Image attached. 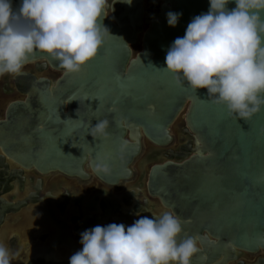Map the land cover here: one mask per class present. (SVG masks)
Here are the masks:
<instances>
[{"label": "water", "instance_id": "1", "mask_svg": "<svg viewBox=\"0 0 264 264\" xmlns=\"http://www.w3.org/2000/svg\"><path fill=\"white\" fill-rule=\"evenodd\" d=\"M18 3L12 0L14 8ZM207 8L208 0L117 2L102 21L111 35L79 72L66 74L37 53L25 66L43 63L42 71L59 73L44 78L39 67L24 66L21 75H4L14 83L0 102V217L25 206L27 199L13 202L10 193L34 172L93 176L114 185L135 168L134 182L145 185L165 211L188 221L178 239L199 237L190 264H226L241 251L264 247V104L238 120L206 100L204 89L194 93L161 68L173 39ZM168 11L181 14L175 26L166 24ZM103 118L109 135L94 140L89 123ZM105 156L108 169L94 164ZM36 177L28 194L34 203L42 199ZM101 202L96 211L106 219L122 213L109 197ZM86 218L75 226L78 235L98 225V217ZM31 263L54 264L44 254Z\"/></svg>", "mask_w": 264, "mask_h": 264}, {"label": "clouds", "instance_id": "2", "mask_svg": "<svg viewBox=\"0 0 264 264\" xmlns=\"http://www.w3.org/2000/svg\"><path fill=\"white\" fill-rule=\"evenodd\" d=\"M117 2L132 0H19L15 8L12 0H0V76L21 75L37 53L54 59L66 74L79 72L111 35L102 21ZM180 15L166 12V24L175 26ZM161 68L194 93L204 89L206 100L222 104L238 120L246 119L264 104V0H208L207 11L193 16L183 36L168 46ZM95 121L87 134L107 138L108 119ZM106 159L97 157L94 164L108 169ZM187 222L163 211L130 225L93 226L79 234L81 247L68 264H190L199 237L178 239ZM11 259L0 243V264Z\"/></svg>", "mask_w": 264, "mask_h": 264}, {"label": "flooded vegetation", "instance_id": "3", "mask_svg": "<svg viewBox=\"0 0 264 264\" xmlns=\"http://www.w3.org/2000/svg\"><path fill=\"white\" fill-rule=\"evenodd\" d=\"M36 67L41 69L39 76L44 78L59 73L51 69L42 71L45 69L43 63L38 66L28 64L24 69L28 71ZM4 77L0 76V96L3 98L8 96L4 92L13 88L11 83H14L13 78H8L7 83ZM132 169L133 177L114 185L104 184L93 176L81 179L58 172L41 175L33 171L34 174L17 180L10 200L15 202L25 198L26 204L18 211L8 210L0 217V243L11 254L10 264H32L33 256L38 254H52L48 257L54 264L68 262L69 256L81 247L75 226L85 217L87 222H93L94 216L98 217V225L101 226L108 223L130 225L140 216L151 218V215H159L167 210L157 197L148 193L145 185L134 182L138 175L137 170ZM36 176L41 177L37 193L42 199L34 203L28 200V194H32V188L36 185ZM127 193H131L130 198L124 201L123 195ZM104 197L112 198L122 213L109 215L107 219L100 214ZM17 244L18 248L15 249ZM40 259L48 261L43 257ZM226 264H264V247L256 251H241Z\"/></svg>", "mask_w": 264, "mask_h": 264}, {"label": "rangeland", "instance_id": "4", "mask_svg": "<svg viewBox=\"0 0 264 264\" xmlns=\"http://www.w3.org/2000/svg\"><path fill=\"white\" fill-rule=\"evenodd\" d=\"M5 98H3L2 96H0V102L2 101V100H4ZM5 101V100H4ZM143 149H144V146H143ZM142 149V150H143ZM133 177V176H132ZM110 199V201L113 203V200H112V198H109ZM40 235V234H39ZM38 235V236H39ZM41 238H43V235H42V237ZM13 246V245H12ZM16 248H18V244L16 245V247H15V249ZM52 254H46V255H44L45 257H47V256H51Z\"/></svg>", "mask_w": 264, "mask_h": 264}]
</instances>
